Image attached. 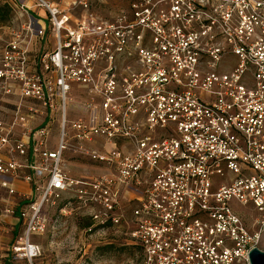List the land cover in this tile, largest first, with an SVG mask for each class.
<instances>
[{"label":"built area","instance_id":"obj_1","mask_svg":"<svg viewBox=\"0 0 264 264\" xmlns=\"http://www.w3.org/2000/svg\"><path fill=\"white\" fill-rule=\"evenodd\" d=\"M1 1L25 17L0 48L12 257L40 254L30 238L59 202L88 236L123 224L139 249L121 264H249L264 232V0H117L111 20L90 0ZM49 30L53 49L33 56ZM67 156L106 171L73 177Z\"/></svg>","mask_w":264,"mask_h":264},{"label":"rangeland","instance_id":"obj_2","mask_svg":"<svg viewBox=\"0 0 264 264\" xmlns=\"http://www.w3.org/2000/svg\"><path fill=\"white\" fill-rule=\"evenodd\" d=\"M90 4L94 12L96 11V13H91L93 17L111 20L116 13V4L119 2L117 0H90ZM84 15L90 16V14ZM24 20V16L20 17L14 13L12 3L7 4L0 0V48L10 37L12 30H16L19 23ZM45 38L46 44L41 41L40 45L33 46V56L38 50V54H41L45 50L53 49L52 31L49 30ZM51 136L55 144L56 130L51 131ZM64 165L73 177L95 176L106 171L103 166L91 163L86 157H74L65 161ZM231 204L236 206L234 201ZM58 208L59 202L46 207L50 224L44 234L30 238V241L40 246V254L30 261L12 257L10 251V246L14 241L10 233L12 224H2L0 226V264H121L132 262L137 258V249L130 246L133 245L132 241L122 235L125 231L123 224L111 228L102 238L88 236L83 233L84 225L89 223L88 219L80 218L75 212L63 216L58 212ZM241 213L249 226L258 216L249 209H243ZM259 224L261 225V222ZM20 230H22L21 225ZM101 246L109 247L103 250ZM260 248L264 250V232L261 235Z\"/></svg>","mask_w":264,"mask_h":264},{"label":"crops","instance_id":"obj_3","mask_svg":"<svg viewBox=\"0 0 264 264\" xmlns=\"http://www.w3.org/2000/svg\"><path fill=\"white\" fill-rule=\"evenodd\" d=\"M73 96H74V101L71 103L69 109L72 110V111H74V113H76L75 116H77V115L86 116L85 110L80 106V104L78 102L79 99H80V97L81 96H84V95H79L78 92H75L73 94ZM53 130H56V133H57V127L54 128ZM72 158H74V157L67 156V158L65 159V161L71 160ZM65 161H64V163H65ZM64 167H65V165H64ZM16 188H17V190L20 193L26 194V193H29V191H30V184L25 183V182H22V181H18L16 183ZM4 195H5L4 194V191H1L0 190V201H1L0 204L2 206H4L6 204L5 201L2 200ZM4 223L5 224H8V223L12 224V226L10 228V233L13 235V239L15 241L17 239L18 235L21 233L20 225H19L20 224L19 220L17 219L16 216H4V215L0 214V226L2 224H4Z\"/></svg>","mask_w":264,"mask_h":264},{"label":"water","instance_id":"obj_4","mask_svg":"<svg viewBox=\"0 0 264 264\" xmlns=\"http://www.w3.org/2000/svg\"><path fill=\"white\" fill-rule=\"evenodd\" d=\"M249 264H264V250L253 247L248 252Z\"/></svg>","mask_w":264,"mask_h":264},{"label":"trees","instance_id":"obj_5","mask_svg":"<svg viewBox=\"0 0 264 264\" xmlns=\"http://www.w3.org/2000/svg\"><path fill=\"white\" fill-rule=\"evenodd\" d=\"M131 247H133V248H135V249H137V251H138V247L137 246H134V245H130ZM109 246H101V249H103V250H105V249H107Z\"/></svg>","mask_w":264,"mask_h":264}]
</instances>
